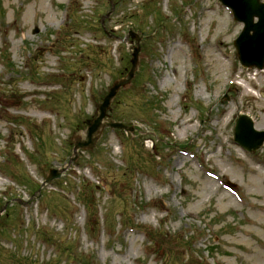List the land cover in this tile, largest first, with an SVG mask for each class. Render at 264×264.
<instances>
[{"label":"rangeland","instance_id":"rangeland-1","mask_svg":"<svg viewBox=\"0 0 264 264\" xmlns=\"http://www.w3.org/2000/svg\"><path fill=\"white\" fill-rule=\"evenodd\" d=\"M242 30L218 0H0V264H264V147L233 133L238 113L264 132ZM129 31L140 67L109 116L134 132L106 127L68 166Z\"/></svg>","mask_w":264,"mask_h":264},{"label":"water","instance_id":"water-1","mask_svg":"<svg viewBox=\"0 0 264 264\" xmlns=\"http://www.w3.org/2000/svg\"><path fill=\"white\" fill-rule=\"evenodd\" d=\"M226 7L234 12L235 19L245 25V28L239 38L235 42V48L239 56L241 64L245 68H264V3L261 0H220ZM255 19L258 22L255 23ZM130 37L137 42V47L133 53L131 61L132 68L126 78L117 81L109 90L108 95L99 107V117L93 122L88 121V129L86 131V139L76 137L74 140V154L77 157V151L93 150L102 135L104 129L103 123L106 122L113 129H120L132 132L131 128H127L122 124L115 123L107 118V112L110 111L111 105L121 91L131 85L135 74L139 67V54L141 51V38L131 32ZM235 143L245 150L252 152L258 151L264 146V133L256 132L252 121L246 116H239L235 128ZM76 157L72 159L76 160ZM62 172L52 170L46 183H50L55 179H59Z\"/></svg>","mask_w":264,"mask_h":264},{"label":"bare ground","instance_id":"bare-ground-1","mask_svg":"<svg viewBox=\"0 0 264 264\" xmlns=\"http://www.w3.org/2000/svg\"><path fill=\"white\" fill-rule=\"evenodd\" d=\"M253 119H254V118H253ZM190 123H191V121L188 122V123H186V125H187V124H190ZM263 124H264V122L261 124L262 127H263ZM251 255H252V254H251ZM254 256H255L256 258H258L260 255H258V254L255 253Z\"/></svg>","mask_w":264,"mask_h":264},{"label":"trees","instance_id":"trees-1","mask_svg":"<svg viewBox=\"0 0 264 264\" xmlns=\"http://www.w3.org/2000/svg\"><path fill=\"white\" fill-rule=\"evenodd\" d=\"M121 74V73H120ZM123 74V73H122ZM84 193H86V192H84ZM90 202H91V200H90ZM92 203V202H91Z\"/></svg>","mask_w":264,"mask_h":264}]
</instances>
